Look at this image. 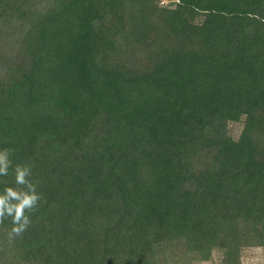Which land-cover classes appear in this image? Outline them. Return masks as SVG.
Masks as SVG:
<instances>
[{"label":"trees","instance_id":"trees-1","mask_svg":"<svg viewBox=\"0 0 264 264\" xmlns=\"http://www.w3.org/2000/svg\"><path fill=\"white\" fill-rule=\"evenodd\" d=\"M165 3L0 0V264H264V0Z\"/></svg>","mask_w":264,"mask_h":264},{"label":"clouds","instance_id":"clouds-1","mask_svg":"<svg viewBox=\"0 0 264 264\" xmlns=\"http://www.w3.org/2000/svg\"><path fill=\"white\" fill-rule=\"evenodd\" d=\"M12 149H0V176H7L8 170L13 167L11 156ZM15 187H5L0 193V225L11 218L12 228L10 236L22 234L30 225L31 214L36 209L41 195L37 192V186L29 180L32 175V166L16 164Z\"/></svg>","mask_w":264,"mask_h":264},{"label":"rangeland","instance_id":"rangeland-1","mask_svg":"<svg viewBox=\"0 0 264 264\" xmlns=\"http://www.w3.org/2000/svg\"><path fill=\"white\" fill-rule=\"evenodd\" d=\"M165 1H171V0H159V3L161 5H165ZM168 3V2H167ZM242 129L241 124H231L229 126L230 134L233 137H237ZM240 263L241 264H263L262 259V251L260 248H246L241 251L240 255ZM201 264H221L220 263V254L217 252H214L212 254V259L209 262H204Z\"/></svg>","mask_w":264,"mask_h":264}]
</instances>
